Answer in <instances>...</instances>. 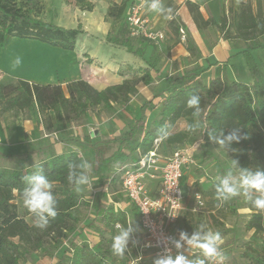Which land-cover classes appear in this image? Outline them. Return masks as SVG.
I'll use <instances>...</instances> for the list:
<instances>
[{
	"label": "trees",
	"instance_id": "1",
	"mask_svg": "<svg viewBox=\"0 0 264 264\" xmlns=\"http://www.w3.org/2000/svg\"><path fill=\"white\" fill-rule=\"evenodd\" d=\"M38 1L25 0L19 6L16 0H0V46L3 48L16 38L73 51L77 38L82 33L81 27L68 29L42 21L34 15L38 10ZM127 1L113 3L107 9V18L118 21L119 24L116 32L109 33L106 39L109 43L124 48L127 53L142 58L145 49L152 44L146 39L129 36L125 23ZM75 3L84 11L93 10V5L87 0H75ZM185 6L198 29L216 27L224 40H238L244 44L240 55L246 61L252 82L228 81L217 72L214 79L203 85L201 77L208 68L197 64L185 69L182 74L171 75L154 96L159 101H145L141 105L139 118L118 136L95 141L92 137L85 136L83 142L70 138L89 153L92 164L91 183L94 186L102 189L111 176L113 166L135 162L139 157L147 155L154 148L156 140H164L165 145L171 147L191 142L194 132H190L188 126L195 124L197 120L206 124L203 131L199 130L205 140H209L208 133L227 135L233 129H239V142L226 144L222 149L227 152L240 177L245 169L252 173L264 171V73L252 55L254 50H264V5L261 0H255L254 5L251 0H246L236 8L229 7L228 14L219 22L205 20L195 3L186 1ZM177 10L178 7L173 8L171 19L168 20V28L175 36H179V30L183 28V24L175 16ZM132 39L138 41V46H134ZM186 51L195 61L201 58L199 48L189 38L186 39ZM158 61L156 48L153 47L146 67L125 68L120 71V76L124 78L122 83L102 90L95 89L84 80L71 81L65 87L58 84L29 83L21 79L0 82V115L7 112L23 113L36 107L43 128L49 131L50 112L54 114L55 121L65 129L74 120L85 118L88 112L100 107L114 114L115 106H124L135 97L140 82L145 85L153 82L151 71L159 73ZM203 92L209 95L210 100L204 98ZM194 94L201 98L199 117H194V109L186 106L187 100ZM155 110L158 116L148 126L147 113ZM181 119L187 122V129L171 133ZM113 144H116V149L108 154L109 147ZM83 161L76 151L70 150L62 154L47 155L43 161L24 170L0 169V264H25L30 253L52 257L63 246V254L55 264H129L135 256L132 237L139 232L137 213L128 199L116 191L119 181L117 175L109 185V189L114 192L110 204H101L100 197H106L103 191H98V201L95 204L90 205L85 201L80 192L76 191L75 183L81 174H85V169L74 168L76 175L71 182L68 179L69 164L80 165ZM40 168L43 170L42 174L52 182V192L57 201L58 214L54 219L48 218L49 224L45 228L36 226L41 223L38 215L29 212L25 206L21 213L19 206V201L23 202V190L30 186L22 177L41 174L38 171ZM241 192L244 193V187H241ZM257 196L258 193L253 190L252 201ZM236 199L237 197L234 201ZM252 201H246L243 205L251 212L245 228L252 231L250 238L254 248L245 249L242 256L247 259L245 264H264V244H260L264 234V212L254 208ZM120 202L129 203V211L116 207ZM81 206H89L94 215V221L88 225L99 238L94 244L76 239L81 221L78 210ZM44 215L47 217L46 213ZM96 220L97 224L94 223ZM117 224L125 228L131 226L133 229L130 233L131 245L123 259L112 251L113 237L118 234L115 228ZM201 225L192 212H183L178 231H185L189 238L197 231L203 236L206 231ZM229 232L225 230L224 234ZM192 259H196V256H192Z\"/></svg>",
	"mask_w": 264,
	"mask_h": 264
},
{
	"label": "crops",
	"instance_id": "2",
	"mask_svg": "<svg viewBox=\"0 0 264 264\" xmlns=\"http://www.w3.org/2000/svg\"><path fill=\"white\" fill-rule=\"evenodd\" d=\"M55 1L57 15L54 22L57 26L68 29H75L80 26L82 33L79 36L96 39L100 44L109 43L106 39L107 35L113 32L116 25L118 27L119 22L107 18V9L113 3L119 4L123 0H87L93 5L92 11L82 10L76 5L75 0H72V5L68 7L64 6L65 4L62 0ZM131 1L132 0L127 1V6ZM186 1L198 5L199 11L205 20L212 19L215 22H219L224 15L228 14L229 7L232 6L236 8L241 2H246V0H185V2ZM261 1L264 5V0ZM153 3L157 4L158 7L156 9L150 7ZM167 5L178 7L175 16L183 24L186 39H191L199 48L201 52V58L199 60L195 61V59L190 57L189 53L186 51V42H180L179 36L173 35L168 28V20L171 19V12H163V8ZM69 12H72V14ZM145 16L149 19L152 28L163 32L165 38L158 44L151 43V47L145 49L142 58L132 55L133 57L130 62H133V64L126 61L127 59L125 58L122 61H116L113 57L115 55L113 54L109 57L106 66H102L101 64V66L98 67L95 64L97 62L102 63L101 59H99L96 53L87 51L86 47H84L82 51H77L75 49L73 51H65L51 47L54 51H48L56 56L58 55L57 62L23 60L28 70V73H26L28 77H22L21 80L41 85L58 84L62 87H65L66 84L71 81L84 80L95 89L102 90L108 86L122 83L124 78L120 76V71L125 68L131 67L137 69L146 67V62L150 59L153 47H155L159 58L157 65L159 73L157 74L155 71H151L153 82L149 85L140 82L137 85V94L135 97L126 105L119 106V109L115 108L116 112L114 114H111L107 110L104 111V108V110L98 108L95 113L87 114V124L81 127L79 132H76L75 127L65 129L61 124H58L52 112L49 113L51 129L49 131L45 130L41 124V117L36 107H32L25 112V116H22L21 113L15 114L13 112L15 115L9 118L0 117V169L24 170L43 161L47 155L62 154L73 150L72 143L63 142L62 139H77L74 138L76 135L85 136L86 131L89 132L91 129H94L97 123L101 124L99 127L102 129L101 135L103 137H109V139H111L118 136L121 134L120 130L123 128L122 126H124V124H120V122L124 121L133 124L134 121L139 118L141 105L145 101L153 100L155 103L159 101V99H154V96L166 84L167 79L171 75L175 73L182 74L185 69L194 67L197 64L203 68H208L201 77L203 78L209 75L207 78L208 82L215 78L217 72L225 76L228 81L239 80L237 79L238 69L233 63L240 57L244 59V57L240 55V52L244 50V44L238 40H224L216 27L211 26L202 30L198 29L193 23L185 3L180 5L178 0H146ZM120 48L122 51L126 52L124 48ZM261 51V49H257L252 52V55L261 71L264 73V55L258 57V53ZM255 54L257 56H255ZM58 67L59 69H57ZM230 68H233L234 72H231ZM158 76H160V78ZM108 79H112L113 81L107 82ZM112 82L114 83L111 84ZM243 82L251 83V77L248 76L247 80ZM157 116L158 112L156 110L147 113L146 124L149 126ZM112 118L114 119L112 120ZM186 123L185 120L183 123H180L182 126L177 132L185 131L187 128ZM112 133L113 136H109L112 135ZM78 140L79 142H83V137L78 138ZM195 150L194 148V151ZM162 157L164 158L165 156L162 155ZM189 169L185 171L183 176V189L186 190L188 197L190 192L189 186L184 184V178L191 170ZM97 193L98 191H94V195H97ZM118 206L126 211L130 209L129 203H123ZM95 235L97 236L96 233ZM177 236L180 239V235ZM76 239L84 241L82 236L78 233ZM94 239L92 243L87 242L94 244L99 241L98 236ZM182 242L188 250L191 248L186 241ZM40 259L42 262H37L36 264H45L44 261L48 259V257L41 256ZM55 262L53 260L52 264H55Z\"/></svg>",
	"mask_w": 264,
	"mask_h": 264
},
{
	"label": "rangeland",
	"instance_id": "3",
	"mask_svg": "<svg viewBox=\"0 0 264 264\" xmlns=\"http://www.w3.org/2000/svg\"><path fill=\"white\" fill-rule=\"evenodd\" d=\"M24 1L25 0H16V3L20 6L23 4ZM62 1L65 4L64 6L68 7L69 5H72V0ZM55 2V0H39L37 6L38 10H36L37 12L34 13V15L38 16L42 21L56 25L54 22V19L57 15L55 10ZM251 4L254 5V0H251ZM173 8V5H167L163 8V12H172ZM69 13L72 14V12ZM117 28L118 27L116 25L112 33H114ZM132 42L134 46H138V41L136 39H132ZM84 47L87 48V51L96 53L99 56V59H101L102 63L97 62L95 65L98 67H100L101 64L102 66H106L109 61V57L113 54L115 55L113 57L116 61H122L125 58L127 59L126 61L130 62L133 57L132 54L122 51L120 46L118 47L117 45L110 43L100 44L96 41V39L88 38L85 36H78L75 45V50L82 51ZM48 50L54 51V49L44 43L28 39L16 38L10 40V42L5 47L2 48L0 46V82H9L15 80L16 78L22 79V77L27 78L28 74L26 73H28V70L26 69L23 60L57 62L58 55L56 56L53 53H50ZM263 52L264 51L262 50L260 53H258V57L264 55ZM255 56L257 55L255 54ZM130 63L133 64V62ZM233 64L238 69L237 79H239L240 81H246L247 77H250V75L248 73V67L245 59L240 57ZM57 69H59V67ZM230 70L231 72H234L233 68H230ZM208 77L209 75L207 77L204 76L203 78H201L203 85L208 84ZM110 81L113 80H107V82ZM113 83L114 82H112L111 84ZM202 95L205 99L210 100L209 95L205 94L204 92L202 93ZM115 108L119 109L120 107L115 106ZM97 109L92 112H88L87 114L95 113ZM100 110L104 109L100 107ZM21 114L22 116H25V112ZM87 114L85 118L74 120L71 123L70 127H75L76 132H79L81 127H84L87 124ZM14 115L15 114L13 112H7L1 114L0 117L9 118ZM113 119L114 118H112V120ZM183 121L184 119H181L177 122L174 129L172 130V133H175L177 132V130H180L182 126L180 123H183ZM120 124H124V126H122L123 128L120 130V133H122L127 130L128 125L131 123L123 121L120 122ZM100 125L101 124L97 123V126L94 129H91L89 132L86 131L85 136L91 137V135H94V133L97 131L99 132V135L97 137H92L93 141L109 139V137H103L101 135L102 129L99 127ZM113 133L109 136H113ZM85 136L76 135L74 136V138L78 139L83 137L84 139ZM74 140H71L69 138L62 139L63 142L72 143V149L76 151L84 161H87L91 165V169L85 170L84 174L85 176L89 177L90 182L88 185L80 186L81 190L79 192L83 196V199L89 202L90 205H92L98 201L97 195H94V191H102V189L100 187L94 186L91 183L92 164L90 160V155L87 151L81 148L78 143H76ZM188 143L194 146L196 150L194 156L195 165L190 168L191 170L189 169L190 171L184 178V184L186 186H189L190 191L189 197L186 201L185 212H192L191 210L194 206V201L192 200L193 192L196 191L202 194L203 199L205 201V207L200 212H192L194 214L195 219L200 221L201 224L204 225L206 231L205 233H207L209 229H211L213 232L220 233L223 243L220 244L219 247L223 255L225 256V262L227 264H245L247 259L242 256V253H244L245 249L248 250L254 248V244L251 243L252 241L250 238L252 231H247L245 228V222L247 219H249L251 212L247 208H244L243 205L246 200L244 199V193L241 192L242 186L240 183V174L232 165V161L229 158L227 152L224 151L222 147L214 141L210 139L205 140L199 130L195 131L191 135V142ZM176 147L177 146H167L165 145V141L162 140L158 143V153L167 157L168 155H171V153ZM115 149L116 144L111 145L109 147L108 154H111ZM119 166L121 165L113 166L112 173L114 172L113 168H118ZM229 172L232 173L231 180L235 182L236 186L240 191V196H237L236 201H234V198L227 201H222L216 198L215 185L219 184L220 181L224 178H227ZM119 190L120 188L118 187V184H116V191ZM213 192L215 194H213ZM107 194L108 195H106L105 198L101 196L99 199L103 206H106L111 203V198H113L114 192L113 190L108 189ZM123 203L124 202H120V204ZM19 206L20 212L22 213L24 208V204L22 201H19ZM78 212L81 216V221L78 224L77 233L82 236V239L84 241L92 243L95 240L94 238H97V236L95 235L93 230L88 227V225L94 221V215L89 206H81ZM94 223L97 224V220ZM225 230H229L230 232L224 234ZM260 244H264L263 236H261ZM130 245L131 239L129 240L128 247H130ZM64 247L65 246L60 248L52 257H48V259L44 261L45 264H52L53 260L55 262L57 258H59V256L63 254ZM40 258L41 255L39 253H30L27 257V261L25 264H36L37 262L41 263L42 261ZM197 258L198 257H196V259ZM187 259L190 261L195 260L192 259V257L190 256H187ZM154 260L155 259L151 257V255H149L145 259V264H153Z\"/></svg>",
	"mask_w": 264,
	"mask_h": 264
},
{
	"label": "built area",
	"instance_id": "4",
	"mask_svg": "<svg viewBox=\"0 0 264 264\" xmlns=\"http://www.w3.org/2000/svg\"><path fill=\"white\" fill-rule=\"evenodd\" d=\"M145 1L132 0L125 12V23L131 38H143L158 44L165 38L164 33L154 30L149 19L145 16ZM184 4L185 0H178ZM179 40L186 42V33L179 30ZM50 136V135H47ZM56 139V138H55ZM159 140L154 142V148L147 155L139 157L135 162L123 164L114 169L106 181L102 191L108 195L112 178L118 176V191L128 199L137 213L139 220L138 235L132 237L135 256L129 264H145L147 256L154 259L171 255L173 259L179 254L196 256L204 259L200 250L192 247L188 250L182 241V247L177 249L175 241L178 223L183 212L186 211L188 194L183 189V176L187 169L195 165V151L190 144L178 147L168 157L158 153ZM194 206L192 212H200L205 207L203 196L194 192L192 195ZM118 208V204H116ZM116 230L117 227L115 226ZM264 238V234L262 235ZM262 243V242H261ZM170 250V251H166ZM223 254V253H222ZM206 264H227L225 256L221 261H206Z\"/></svg>",
	"mask_w": 264,
	"mask_h": 264
},
{
	"label": "clouds",
	"instance_id": "5",
	"mask_svg": "<svg viewBox=\"0 0 264 264\" xmlns=\"http://www.w3.org/2000/svg\"><path fill=\"white\" fill-rule=\"evenodd\" d=\"M152 9H156L158 6L156 3L151 4ZM200 102L201 98L199 95H192L186 102V106L190 109H194L193 116L199 117L200 115ZM206 124L197 120L195 124H190L188 130L195 132L197 130L203 131ZM239 129H233L227 135L221 133L219 136L208 133L209 139L218 143L221 147L226 144L231 145L232 142H239ZM166 138V137H162ZM235 164V161H233ZM69 176L68 179L71 182L76 173L73 171L74 168L80 167L85 170L91 169V165L87 161L81 162L80 165L69 164ZM39 173L33 176H23V181H28L30 186L23 190V204L32 214L40 217L41 223L36 224L39 228H45L49 224V219H54L57 216L56 204L57 201L52 192V182L42 174L43 170L40 168ZM247 172V174H244ZM232 173H228V177L220 181L219 184L215 185L216 198L222 201H227L237 196H240V191L236 186L235 182L231 180ZM89 177L81 174L75 181L76 191H80L82 185L89 184ZM241 186L244 187V199L246 201H252L253 190L258 193L257 198L252 201L254 208L264 212V171H256L255 173L248 172L245 169L241 173ZM47 214L45 217L44 214ZM118 234L113 237L112 251L113 254L123 259L125 253L128 251V245L130 240V233L133 229L131 226L125 228L124 226L117 224ZM204 227V225H201ZM180 241H186L194 250L199 249L204 259L197 258L195 260H188L183 254H179L172 258L171 255L167 257L156 258L153 264H206V261H221L223 260V254L220 250V244L223 243L220 233L213 232L211 229L207 231L203 236L197 231L190 238L185 231L180 232V240L175 241V247L180 249L182 244ZM166 251H170L167 250Z\"/></svg>",
	"mask_w": 264,
	"mask_h": 264
},
{
	"label": "water",
	"instance_id": "6",
	"mask_svg": "<svg viewBox=\"0 0 264 264\" xmlns=\"http://www.w3.org/2000/svg\"><path fill=\"white\" fill-rule=\"evenodd\" d=\"M29 1H31V0H29ZM97 135H98V132H95L94 135H91V136H97Z\"/></svg>",
	"mask_w": 264,
	"mask_h": 264
},
{
	"label": "bare ground",
	"instance_id": "7",
	"mask_svg": "<svg viewBox=\"0 0 264 264\" xmlns=\"http://www.w3.org/2000/svg\"><path fill=\"white\" fill-rule=\"evenodd\" d=\"M28 52V51H27ZM31 55V54H30Z\"/></svg>",
	"mask_w": 264,
	"mask_h": 264
}]
</instances>
